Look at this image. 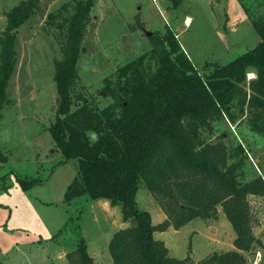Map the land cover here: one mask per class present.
<instances>
[{
    "label": "trees",
    "instance_id": "obj_1",
    "mask_svg": "<svg viewBox=\"0 0 264 264\" xmlns=\"http://www.w3.org/2000/svg\"><path fill=\"white\" fill-rule=\"evenodd\" d=\"M72 1L73 11L57 24L62 55L54 66L57 108L48 127L61 155L59 164L75 160L77 165L64 201L105 199L121 207L127 226L114 231L109 240L113 264H246V253L261 245L253 233L256 219L248 196H264V178L240 180L238 171L246 158L242 147L212 142L209 135L224 118L235 123L248 115L250 129L264 135V18L252 22L260 36L254 48L225 64H214L204 74L170 28L162 35L152 34L149 53L103 80L97 95L111 102L99 107L94 95L76 92L78 60L96 0ZM171 1L173 6L181 2ZM39 3L21 0L6 13L0 36V114L17 62L18 31L39 10ZM49 17L53 21L56 16ZM250 72L254 76L247 79ZM6 165L7 156L0 150V194L8 192L14 181L28 191L44 180L22 176ZM140 188L157 202L165 220L152 223L150 212L139 206ZM218 206L235 232L233 249L195 263L189 255H169L164 242L154 237L156 231L179 229L196 218L215 219ZM76 218L69 217L59 229L75 231L66 258L69 264H94L79 220L73 223Z\"/></svg>",
    "mask_w": 264,
    "mask_h": 264
},
{
    "label": "rangeland",
    "instance_id": "obj_2",
    "mask_svg": "<svg viewBox=\"0 0 264 264\" xmlns=\"http://www.w3.org/2000/svg\"><path fill=\"white\" fill-rule=\"evenodd\" d=\"M20 1L0 0V36L6 13ZM238 1L181 0L173 6L171 0H96L78 60L76 92L94 95L99 107L110 103L111 98L97 95L103 80L118 67L149 53L150 36L162 35L167 28L176 34L181 49L201 74L214 64L231 61L258 44L260 36L252 22L264 18V0H241L247 16ZM64 4H69L66 11ZM73 4L72 0H40L39 10L18 31L17 62L8 85V102L0 114V150L7 156L6 166L16 173L44 180L28 191L14 181L8 192L0 194V264H69L63 253L75 243V231L59 229L76 216L79 221L76 218L73 223L78 221L88 252L100 258L98 264H113L108 241L111 232L123 224L121 207L105 199L64 201L77 165L75 160L59 164L61 155L48 130L57 108L54 66L62 55L63 38L57 24L73 11ZM51 13L56 16L53 21ZM248 116L235 123L224 118L209 135L212 142L242 147L246 158L238 175L243 181L257 175L264 178V135L250 129ZM137 199L150 212L153 224L165 220L145 188L139 189ZM248 201L256 219L253 233L264 238V206L260 208L250 195ZM154 237L164 242L169 255H190L197 263L214 252L233 249L235 232L218 206L215 219L196 218L179 229L170 226L156 231ZM263 247L261 242L246 253V264H264Z\"/></svg>",
    "mask_w": 264,
    "mask_h": 264
},
{
    "label": "crops",
    "instance_id": "obj_3",
    "mask_svg": "<svg viewBox=\"0 0 264 264\" xmlns=\"http://www.w3.org/2000/svg\"><path fill=\"white\" fill-rule=\"evenodd\" d=\"M238 1V0H237ZM238 3H239V1H238ZM240 4V3H239ZM241 5V4H240ZM241 7H242V5H241ZM242 9H243V7H242ZM243 11H244V13H245V15H246V12H245V10L243 9ZM247 16V15H246ZM250 73H252V72H250ZM256 197V199L259 201V207L260 208H262L261 207V205H263L264 206V196H260V195H250V197ZM113 233V231L111 232V234ZM256 237H258L256 234H254ZM259 239H260V241L262 242V244L264 245V238L263 237H261V236H259L258 237ZM108 243H109V241H108ZM88 244V243H87ZM167 247V246H166ZM168 248V247H167ZM231 248H234V246L233 247H231ZM263 249V252H264V247L262 248ZM168 251H169V248H168ZM169 253H170V251H169ZM90 254V256L93 258V261H94V264H98L97 262L99 261V262H101L100 261V258L98 257V256H96V255H94V254H91V253H89ZM63 255H65V251H64V253H63ZM190 256V255H189ZM66 257V256H65ZM191 257V259H192V256H190ZM196 259V258H195ZM193 260V259H192ZM197 261V260H196Z\"/></svg>",
    "mask_w": 264,
    "mask_h": 264
},
{
    "label": "water",
    "instance_id": "obj_4",
    "mask_svg": "<svg viewBox=\"0 0 264 264\" xmlns=\"http://www.w3.org/2000/svg\"><path fill=\"white\" fill-rule=\"evenodd\" d=\"M146 34H147V36H150V35H151L150 32H147ZM262 111H263V110H262ZM93 136H94V135H93ZM126 226H127V224H126V223H123V224L120 225V228L123 229V228H125Z\"/></svg>",
    "mask_w": 264,
    "mask_h": 264
},
{
    "label": "built area",
    "instance_id": "obj_5",
    "mask_svg": "<svg viewBox=\"0 0 264 264\" xmlns=\"http://www.w3.org/2000/svg\"><path fill=\"white\" fill-rule=\"evenodd\" d=\"M247 75L249 76V77H247V79H251L254 76L253 73H248Z\"/></svg>",
    "mask_w": 264,
    "mask_h": 264
},
{
    "label": "bare ground",
    "instance_id": "obj_6",
    "mask_svg": "<svg viewBox=\"0 0 264 264\" xmlns=\"http://www.w3.org/2000/svg\"><path fill=\"white\" fill-rule=\"evenodd\" d=\"M190 21V18H188V16H187V18H186V22H189Z\"/></svg>",
    "mask_w": 264,
    "mask_h": 264
}]
</instances>
